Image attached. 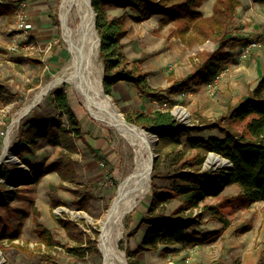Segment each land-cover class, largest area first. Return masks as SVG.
<instances>
[{"label": "rangeland", "instance_id": "rangeland-1", "mask_svg": "<svg viewBox=\"0 0 264 264\" xmlns=\"http://www.w3.org/2000/svg\"><path fill=\"white\" fill-rule=\"evenodd\" d=\"M8 1L0 0L2 3H8ZM25 1L27 9L30 7L29 0ZM251 1L242 0V2L248 3V9L238 7L241 15L236 13L237 15L229 28L230 35L236 41L232 50L235 56L240 53L243 46L252 42L257 43L256 46L252 47V55L248 59L236 61L231 65L227 64L214 87L193 84L179 94H171L168 90H164L158 92L159 96L154 97L140 92L131 82L120 81L113 86L112 95H110L118 111L125 117V114L130 111L149 113L156 109L169 110L178 122L186 125L192 123L201 125L205 119L215 121L220 116L229 113L238 101L244 99L247 93L250 94L252 91L250 86L257 79L255 72L254 74L247 73L246 77H242L243 71L247 70L246 66L254 65L253 59L264 58V54L259 52L261 49V35L259 33L264 30V10ZM61 2L62 0H47L43 8L45 14L52 18L55 26L51 38L46 42L45 51L39 48L37 50L38 42H36L37 45L32 42L36 47L32 53L25 48L26 43L22 42L17 49L11 50L12 54L7 55V58L21 56L26 61H35L30 62L35 64L37 69L44 70L46 68V72L35 89L26 95L27 97L25 96L14 107L11 106L8 114L5 115L6 126L0 124V195L5 188L9 190V195L13 194L11 199L8 198L10 199L9 205L0 204V264H105V258L99 248L101 221L112 206L120 183L134 166L133 152L126 150L124 141L117 130L105 121L93 116L82 96L68 81L60 82L49 90L41 101L34 105L20 120L16 128L20 130L22 125L31 121L38 111L45 110L48 112L46 115L51 118L59 117L50 94L60 88L67 92L70 104L76 111L84 130V138L77 140L79 151L73 154L78 171L77 182L76 184L66 182V184L92 194L90 209L86 211L78 208L73 192L58 186L60 177L56 172H50L39 182H36L32 177L30 167L24 163L26 162V154L23 157L18 156L12 140L8 145V151L15 159L9 156L1 158L5 138L8 136L7 130L16 113L28 104L42 86L56 75L61 74L67 64L69 54L61 35L59 19ZM17 3H15L16 7H18ZM243 9L247 10L244 11ZM201 10H205V8L201 7ZM108 13L110 16L124 13L127 15L126 23L130 31L122 39L123 50L132 62H137L140 72L145 73L148 84L155 90L154 93H157L158 88L169 89L177 79L185 78L194 72L197 63H199V53L203 50L212 51L218 46V43L208 40L202 44L187 47L179 38H168L169 25L160 29L158 16L138 23L133 21L132 11L129 8L112 6L108 7ZM15 20V15L11 19L7 16H0V47H4L2 45H4L5 38L12 37L15 33L12 28V23H15ZM3 52L6 54L5 51ZM0 59L4 61L6 56H0ZM99 62L103 67L102 78H104L105 67L101 57V48L99 50ZM252 69L254 70V67ZM179 107L184 108L188 115L184 116L179 113L176 110ZM2 108L3 106H0V110ZM62 118L64 123L68 125V116L64 115ZM235 127L241 130L242 124L239 123ZM222 135L218 129H206L200 133L192 134L194 138L221 137ZM42 142L41 144H46L45 141ZM60 151L61 147L47 146L36 153L37 155L33 158L37 160L40 157L41 162L49 163L59 157ZM197 152L196 149L188 147L185 142L177 147H168L163 152L161 170L173 172L180 168L184 161L176 158L178 154H181L184 159H189ZM156 154L157 159L158 153ZM21 163L29 167L26 175L24 174L25 169L21 170ZM225 168L224 163L214 161L210 158V154H207L203 170L210 172L216 169V171L222 172ZM153 175L154 169L152 170L149 195L141 200L124 219V233L120 239V241L123 240V248L120 246V241L118 245L124 251L127 262L128 256L124 248L127 245L131 248L133 239L143 233V228L148 227V225H142L134 236L128 237V234L133 232L139 221L148 215ZM22 176L25 177L22 179ZM154 181L161 189H169L168 182L158 178ZM238 191H240L238 185L226 184L218 194L206 198L207 201L202 202L198 209L194 210V213H200L203 204H215L224 196L235 195ZM55 202L61 204L54 206ZM178 206L179 201L174 198L166 204V211L171 212ZM36 211H39V215L36 214ZM209 215L210 213H206L203 217V223L197 227L201 233L195 236V241L183 245L171 244L170 247H168L169 245H159L155 249L157 251L150 250V253L144 254L143 264H264L263 200L250 205H235L228 208L226 217L230 223L227 226L218 220L211 219ZM36 216L62 244L71 242V239L67 236L64 228L59 225V221L63 218L74 220L83 232H89L97 238L99 253L93 252L85 258H79L66 250L65 247L60 246V250L53 251L57 256V262L52 263L42 260L38 251L29 254L18 250L17 244L28 245L36 250L38 237L33 222Z\"/></svg>", "mask_w": 264, "mask_h": 264}, {"label": "trees", "instance_id": "trees-1", "mask_svg": "<svg viewBox=\"0 0 264 264\" xmlns=\"http://www.w3.org/2000/svg\"><path fill=\"white\" fill-rule=\"evenodd\" d=\"M18 1L0 2V16L11 19L16 13L15 3ZM252 1L264 5V0ZM204 2L205 0H92L97 15L96 28L101 39V57L105 67L103 86L106 93L112 95L113 86L120 81L131 82L140 92L154 97L164 90L179 94L193 84L207 85L214 82L234 55L232 50L236 41L230 35L229 28L238 7L242 5V0H215L211 15H204L201 11ZM112 6L129 8L133 21L138 23L154 15L161 16L159 28L169 25L167 37L179 38L187 47L208 40L218 43V46L212 51L203 50L199 53V63L194 72L185 78L177 79L169 89L158 88L157 93H154L155 90L148 84L145 73L140 72L137 62H132L123 50L122 39L130 31L126 23L127 15L124 13L110 16L108 7ZM250 94V99L241 102L229 113L215 121L205 119L201 125L180 123L169 110L156 109L149 113L130 111L125 114L127 121L158 137L155 148L158 158L154 165L148 215L139 221L128 237L134 236L143 224L148 227L136 250H132L128 245L124 248L128 264H140L137 253L155 250L161 244L192 243L195 241L193 236L200 234L196 228L203 223L206 213H210L211 219L227 226L230 223L226 217L228 208L264 201V79ZM50 96L59 117L33 120L29 126L24 123L14 150L18 156L23 157L25 152L35 153L42 141L62 147L59 157L49 163L34 164L28 159L24 163L30 167L36 182L46 174L56 172L60 177L58 186L73 192L78 208L88 211L92 194L66 184L77 182L78 171L73 154L79 151L77 140L84 138V130L70 104L67 92L60 88ZM7 102H10V99ZM64 115L68 116V125L63 121ZM239 123L242 124L241 130L235 127ZM206 129H218L223 135L208 138L192 136L193 133ZM184 142L198 152L189 159H184L178 154L176 158L184 160L180 168L173 172H163L161 163L164 150L180 146ZM208 153H216L229 161L224 171L203 170ZM157 178L168 182L169 189H161L154 181ZM221 183H237L240 191L232 196H224L215 204L205 203L200 213H194L206 198L222 190ZM174 198L179 201V206L167 212L166 204ZM3 199L0 196V204L6 205ZM60 204L55 202L54 206ZM36 214L39 215V211H36ZM33 222L38 237L36 250L28 245L17 244L18 250L29 254L38 251L42 260L52 263L57 262L53 251L60 250V246L79 258H85L93 252L99 253L97 238L89 232H83L74 220L63 218L59 221V225L71 239V242L63 244L53 236L38 216L34 217ZM120 246L123 248V240L120 241Z\"/></svg>", "mask_w": 264, "mask_h": 264}, {"label": "bare ground", "instance_id": "bare-ground-1", "mask_svg": "<svg viewBox=\"0 0 264 264\" xmlns=\"http://www.w3.org/2000/svg\"><path fill=\"white\" fill-rule=\"evenodd\" d=\"M61 35L67 45L69 58L62 73L42 86L33 98L13 118L2 150V157H12L8 151L13 129L30 109L41 101L49 90L63 81L70 82L82 96L91 114L113 126L123 139L128 152L132 151L134 166L119 185L117 196L101 221L99 248L105 264H128L119 248L124 233V219L150 192L152 178V151L156 144L149 131L133 124L118 111L110 95L102 86V65L99 62L100 42L94 26L90 0H62L60 8ZM188 115L184 108H177ZM210 158L227 165L229 161L216 153ZM25 176H22V179Z\"/></svg>", "mask_w": 264, "mask_h": 264}, {"label": "crops", "instance_id": "crops-1", "mask_svg": "<svg viewBox=\"0 0 264 264\" xmlns=\"http://www.w3.org/2000/svg\"><path fill=\"white\" fill-rule=\"evenodd\" d=\"M46 1L47 0H36V1L35 0H29L28 2H29L30 7L27 8L29 20L33 24V27L30 29L29 42H31V43L34 42L35 44H36V42H38L39 47L37 46V50L39 48L42 51L46 50L45 49V47L47 45L46 42L51 38V34L54 32V27H55L53 24L52 18L49 15H46L45 10L43 9L45 7ZM214 2H215V0H205L204 4L202 5V7H204L205 10H201L204 15H211L212 14ZM251 2L253 4H255L256 6H259L262 10H264L263 4L256 3L253 1H251ZM34 5H35V7H34ZM247 5H248V3L242 2V5L240 6V8H247L248 9ZM250 5H251V3H250ZM240 8H238V10H237V13L239 15H241V13L239 12ZM247 9H243V10L246 11ZM154 16L159 17L158 18V23H159L161 16H159V15H154ZM154 16H152L150 19H152ZM12 28L15 31V33H13L12 37L5 38L3 41L4 45H2L4 47H0V56H6V59L4 61L0 59V106L12 104V106L14 107V105L19 103L21 100H23L26 95H29V93L31 92L32 89H35V87L41 81L42 77H44L45 72H46V68H44V70L37 69L35 67V64L32 63L35 61H32V60L26 61V59H24V57H21V56L16 57V58H9V57L7 58L8 54H12L11 50L17 49L18 45H20L22 42H25L23 39V35L21 34V30L17 29L15 27L14 23H12ZM259 35H261V49L259 52H260V54H264V30L261 31V33H259ZM22 47H23V44H22ZM3 51H5L6 54ZM238 57H239V54L237 56H235V54H234L233 57L230 58V60L228 61V64L231 65V64H234L236 61H240V58H238ZM30 61H32V62H30ZM252 62H255L254 65H251L250 67L246 66L247 70L243 71L244 75L242 77H246L245 75L247 73L254 74V72H255V74L257 75V79L250 86V89L254 90L258 86L260 81L264 79V58L259 57L256 60L253 59ZM252 67H254V70L252 69ZM221 75H222V73L214 81V84H215V82H218ZM250 98H251V95L249 93H247L246 96L244 97V99L238 101V103L235 105V107L237 105H239L241 102H244L245 100L250 99ZM8 99H10V102H7ZM46 113H48V112H46L45 110L44 111H38V113H36V115H34V117L32 118L31 121H33V120H44L47 118H51V117H49V115L47 116ZM31 121L26 122L27 123L26 126H29ZM10 126H11V124H10ZM22 127H23V125H22ZM22 127H21V129H22ZM21 129L19 130V128L15 127L12 131L13 136L11 135V140H12V143L14 142L15 148H16V145L18 144V141H19ZM12 137H13V139H12ZM47 146L52 147V145H50L46 142V144H44V145L40 144L37 147V150L35 153L25 152L24 154H26V156H27L25 159H28L29 161H31L34 164L41 162L42 160L40 157L37 160H35V158H33V157L37 155L36 153L42 151V149L47 147ZM56 147H60V146H56ZM61 149H62V147H61ZM30 156H32V157H30ZM234 184L238 185L237 183H234ZM239 188H240V186H239ZM8 194H9V190L5 188L3 193L0 195L2 198H4L3 201H4V204H6V205H9V202H10L9 200L13 196V194H10L9 196H8ZM8 198H10V199H8ZM205 201H207V200H205ZM239 206H244V205H239ZM145 225L146 224H143V226H145ZM146 229L147 228H143V231H142L143 233H141L140 236L137 235L136 239H133L134 241H133V244L131 247L132 250L137 249L138 245L142 241V238H143V235H144V232ZM196 230L199 231L200 229L198 230L196 228ZM199 233H201V231H199ZM193 238H196V237L193 236ZM176 244H180V243H176ZM161 245L168 246L166 244H161ZM170 245L171 244H169L168 247H170ZM154 251H157V250H154ZM146 253H150V251H141V252L137 253L136 257L139 259L140 264H143L144 254H146Z\"/></svg>", "mask_w": 264, "mask_h": 264}, {"label": "built area", "instance_id": "built-area-1", "mask_svg": "<svg viewBox=\"0 0 264 264\" xmlns=\"http://www.w3.org/2000/svg\"><path fill=\"white\" fill-rule=\"evenodd\" d=\"M18 7L16 8V13H15V27L19 30H21V34L23 35V39L25 41V48L30 50V52H34L35 50V45L31 42H29V35H30V29L33 27L32 22L29 20V16L27 13V9H26V1L25 0H19L18 1ZM257 43L256 42H252L249 45H245L242 47V49L240 50L239 53V58L241 61H245L246 59H248L251 55H252V47L256 46ZM211 87H214V82L209 83L208 84ZM12 104L10 105H5L3 106V108L0 110V124L6 125V119H5V115L8 114V112L11 109ZM160 106V105H159ZM9 132V128L7 130V134ZM4 133V132H3ZM21 170H24V174L26 175L29 170V167L26 166L25 164L21 163L20 164ZM1 180V179H0ZM226 184L221 183L220 184V188H222L223 186H225ZM198 208H196L197 210ZM197 213V212H195Z\"/></svg>", "mask_w": 264, "mask_h": 264}, {"label": "water", "instance_id": "water-1", "mask_svg": "<svg viewBox=\"0 0 264 264\" xmlns=\"http://www.w3.org/2000/svg\"><path fill=\"white\" fill-rule=\"evenodd\" d=\"M90 6H91V9H92V12H93V15H94V26H95V28H96V23H97V21H96V12H95V10H94V8H93V5H92V0H90ZM96 31H97V34H98V37H99V33H98V30H97V28H96ZM99 42H100V45H101V39H100V37H99ZM102 82H103V78H102ZM103 86V85H102ZM103 89H104V86H103ZM109 95V94H108ZM143 128V127H142ZM144 129V128H143ZM151 133V132H150ZM151 135L155 138V141L157 142V140H158V137L155 135V134H153V133H151ZM155 148V147H154ZM156 157H157V154L155 153V150L153 149V151H152V170L154 169V165H155V160H156Z\"/></svg>", "mask_w": 264, "mask_h": 264}]
</instances>
